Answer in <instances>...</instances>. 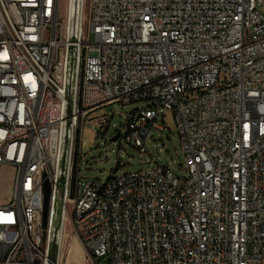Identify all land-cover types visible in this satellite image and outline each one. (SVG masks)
I'll return each instance as SVG.
<instances>
[{
    "label": "built area",
    "instance_id": "1",
    "mask_svg": "<svg viewBox=\"0 0 264 264\" xmlns=\"http://www.w3.org/2000/svg\"><path fill=\"white\" fill-rule=\"evenodd\" d=\"M138 101L125 140L170 109L187 176L78 181L90 113ZM2 165L0 264H62L68 237L81 264H264V0H0Z\"/></svg>",
    "mask_w": 264,
    "mask_h": 264
},
{
    "label": "rangeland",
    "instance_id": "2",
    "mask_svg": "<svg viewBox=\"0 0 264 264\" xmlns=\"http://www.w3.org/2000/svg\"><path fill=\"white\" fill-rule=\"evenodd\" d=\"M60 14L66 11V0H59ZM223 75H221V78ZM147 101H138L127 105L114 103L94 110L87 117L89 121L82 124L78 141L77 180H103L118 174L121 170L144 169L152 159L167 166L177 177L187 176L186 160L176 133L173 113L170 109L157 106L158 121L165 125L162 131L151 130L145 139L146 153H140L131 141L124 138L125 122L132 110L145 108ZM106 115L107 124L99 126L96 119ZM120 136L115 142L110 140L117 132ZM14 169L8 165L0 167V198L7 201L12 191ZM1 200V199H0ZM69 234V231H68ZM62 264H81L84 251L79 243L68 237L62 251ZM107 264V262H102Z\"/></svg>",
    "mask_w": 264,
    "mask_h": 264
},
{
    "label": "water",
    "instance_id": "3",
    "mask_svg": "<svg viewBox=\"0 0 264 264\" xmlns=\"http://www.w3.org/2000/svg\"><path fill=\"white\" fill-rule=\"evenodd\" d=\"M119 137V133L117 132L115 136L111 137L110 140L112 142H115ZM62 156H64V149L62 152ZM48 194H49V184L47 181L43 182V214L45 215L46 212V205H47V200H48ZM56 226L54 228V234L56 232ZM55 250V235L53 236V239L51 241L50 245V255L53 256Z\"/></svg>",
    "mask_w": 264,
    "mask_h": 264
},
{
    "label": "crops",
    "instance_id": "4",
    "mask_svg": "<svg viewBox=\"0 0 264 264\" xmlns=\"http://www.w3.org/2000/svg\"><path fill=\"white\" fill-rule=\"evenodd\" d=\"M1 200H0V202H3L5 199H4V197H2V198H0Z\"/></svg>",
    "mask_w": 264,
    "mask_h": 264
}]
</instances>
